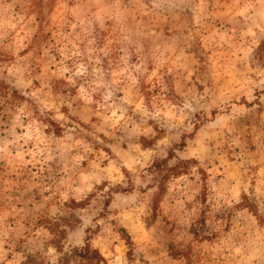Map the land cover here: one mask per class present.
<instances>
[{"label":"rangeland","instance_id":"rangeland-1","mask_svg":"<svg viewBox=\"0 0 264 264\" xmlns=\"http://www.w3.org/2000/svg\"><path fill=\"white\" fill-rule=\"evenodd\" d=\"M0 264H264V0H0Z\"/></svg>","mask_w":264,"mask_h":264},{"label":"trees","instance_id":"trees-1","mask_svg":"<svg viewBox=\"0 0 264 264\" xmlns=\"http://www.w3.org/2000/svg\"><path fill=\"white\" fill-rule=\"evenodd\" d=\"M77 254H78V252L76 251L74 255H77Z\"/></svg>","mask_w":264,"mask_h":264}]
</instances>
